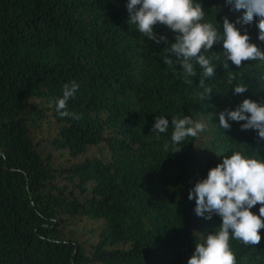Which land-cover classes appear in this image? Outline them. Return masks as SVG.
<instances>
[{"label": "trees", "instance_id": "obj_1", "mask_svg": "<svg viewBox=\"0 0 264 264\" xmlns=\"http://www.w3.org/2000/svg\"><path fill=\"white\" fill-rule=\"evenodd\" d=\"M195 2L203 22L221 31L225 17L235 22L244 14L226 0ZM127 3L0 0V264H187L195 244L221 223L196 216L189 190L234 151L264 159L255 130L241 131L243 122L234 121L222 129L218 117L244 99L264 104V62L237 68L227 61L224 69L222 44H214L204 53L216 67L205 79L212 93L201 100L200 66L185 77L179 65L165 63L163 49L176 34L157 25L168 44L148 40L128 20ZM236 27L264 51L255 19ZM230 74L248 90L234 95ZM73 81L79 88L68 111L79 121L55 108ZM158 116H189L205 130L174 145L171 124L165 133L151 131ZM41 124L55 126L49 143L71 165L56 167L43 153L46 141L33 135ZM91 148L96 155L88 156ZM259 207L251 211L259 215ZM70 220L98 222L96 244L72 240ZM259 234L256 246L230 240L237 264H264V229Z\"/></svg>", "mask_w": 264, "mask_h": 264}, {"label": "clouds", "instance_id": "obj_2", "mask_svg": "<svg viewBox=\"0 0 264 264\" xmlns=\"http://www.w3.org/2000/svg\"><path fill=\"white\" fill-rule=\"evenodd\" d=\"M237 11L244 10L243 16L235 22L225 17L222 31L212 23L203 22L205 11L195 0H128L126 5L129 21L136 30L153 43L168 44L166 36L154 32L157 25L166 26L175 33L174 42L163 50L167 53L165 63L179 65L185 77L197 75L194 65L202 69L199 87L204 88V100L212 93L205 87V79L216 75L210 53L214 44H222L223 68L228 69L227 61L237 68L242 62L259 60L264 62V51L250 42V36L236 24L250 25L256 20L258 40L264 42V0H226ZM170 57H174L172 59ZM219 59V57H216ZM236 77L229 75L227 83L233 94H242L248 90L244 84H234ZM264 80V77H261ZM186 83L192 81L185 80ZM79 85L76 82L66 83L62 87V96L56 99L55 108L61 117H70L79 121L81 116L68 111V102L75 98ZM222 129H230L229 121L243 122L241 131L255 130L258 140L264 141V104L244 99L235 110L225 109L218 114ZM171 124V142L181 145L188 138H196L205 130V124L193 121L191 117H173L171 121L164 116L154 120L152 132L165 133ZM165 149L169 148L165 144ZM176 147L174 152L180 150ZM222 161L210 168L207 177L198 180L188 192V199L195 200L196 216L206 220L218 216L221 223L218 230L203 237L202 242L195 244L194 252L187 264H237L236 256L231 249L230 240H238L245 246H256L261 241L259 234L264 229V159L258 154L247 156L234 151ZM259 207V215L251 209Z\"/></svg>", "mask_w": 264, "mask_h": 264}, {"label": "rangeland", "instance_id": "obj_3", "mask_svg": "<svg viewBox=\"0 0 264 264\" xmlns=\"http://www.w3.org/2000/svg\"><path fill=\"white\" fill-rule=\"evenodd\" d=\"M35 105H37L39 108H45V105L40 104V101H34ZM45 113H49L48 111H45ZM33 135L37 141L43 142V153L50 154V157L53 159L56 167L62 166H68L71 165L72 161H66L68 158L67 153H61L56 151L54 148H52L51 144L49 143L56 135V128L54 125H45L41 124L37 128L33 129ZM96 150L91 148L89 150L88 156L96 155ZM60 185L64 186L65 178H60ZM66 188L72 189V186H66ZM98 225V222H89L87 220H70L68 222V227L65 229V232L68 233L70 238L72 240H78L81 243L88 244V245H94L97 242V231L96 227Z\"/></svg>", "mask_w": 264, "mask_h": 264}]
</instances>
